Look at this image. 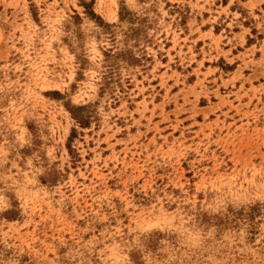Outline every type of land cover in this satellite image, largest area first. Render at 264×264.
I'll list each match as a JSON object with an SVG mask.
<instances>
[{
	"label": "rangeland",
	"instance_id": "374dc122",
	"mask_svg": "<svg viewBox=\"0 0 264 264\" xmlns=\"http://www.w3.org/2000/svg\"><path fill=\"white\" fill-rule=\"evenodd\" d=\"M65 262L264 264L261 0H0V264Z\"/></svg>",
	"mask_w": 264,
	"mask_h": 264
},
{
	"label": "snow or ice",
	"instance_id": "6c2138e0",
	"mask_svg": "<svg viewBox=\"0 0 264 264\" xmlns=\"http://www.w3.org/2000/svg\"><path fill=\"white\" fill-rule=\"evenodd\" d=\"M261 6L264 7V0H261ZM6 206V205H5ZM143 242H141L142 244ZM65 264H67V262H65Z\"/></svg>",
	"mask_w": 264,
	"mask_h": 264
}]
</instances>
